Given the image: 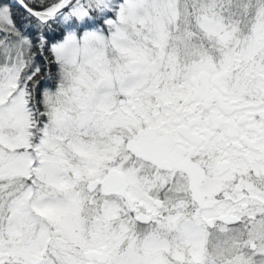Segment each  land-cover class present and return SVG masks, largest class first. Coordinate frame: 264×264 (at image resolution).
I'll list each match as a JSON object with an SVG mask.
<instances>
[{"label": "snow or ice", "instance_id": "snow-or-ice-1", "mask_svg": "<svg viewBox=\"0 0 264 264\" xmlns=\"http://www.w3.org/2000/svg\"><path fill=\"white\" fill-rule=\"evenodd\" d=\"M0 264H264V0H0Z\"/></svg>", "mask_w": 264, "mask_h": 264}]
</instances>
